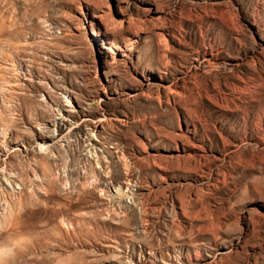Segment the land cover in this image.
<instances>
[{
    "label": "rangeland",
    "instance_id": "rangeland-1",
    "mask_svg": "<svg viewBox=\"0 0 264 264\" xmlns=\"http://www.w3.org/2000/svg\"><path fill=\"white\" fill-rule=\"evenodd\" d=\"M0 264H264V0H0Z\"/></svg>",
    "mask_w": 264,
    "mask_h": 264
},
{
    "label": "bare ground",
    "instance_id": "bare-ground-1",
    "mask_svg": "<svg viewBox=\"0 0 264 264\" xmlns=\"http://www.w3.org/2000/svg\"><path fill=\"white\" fill-rule=\"evenodd\" d=\"M47 147V146H46ZM46 147H44V145H39V150L40 151H42V152H44V151H47V149H48V147H47V149H46ZM66 184L65 185H67V182H65ZM120 194V193H119ZM118 194V195H119ZM113 195H117L116 194V192L113 194ZM118 197V196H117ZM113 198V197H112ZM118 199H119V197H118ZM114 200V199H113Z\"/></svg>",
    "mask_w": 264,
    "mask_h": 264
}]
</instances>
